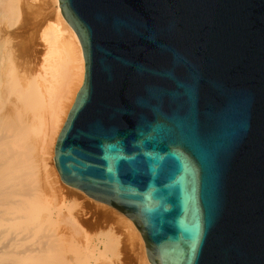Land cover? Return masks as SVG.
Wrapping results in <instances>:
<instances>
[{
  "label": "water",
  "instance_id": "water-1",
  "mask_svg": "<svg viewBox=\"0 0 264 264\" xmlns=\"http://www.w3.org/2000/svg\"><path fill=\"white\" fill-rule=\"evenodd\" d=\"M84 76L61 180L147 264H264V0H58Z\"/></svg>",
  "mask_w": 264,
  "mask_h": 264
},
{
  "label": "bare ground",
  "instance_id": "bare-ground-1",
  "mask_svg": "<svg viewBox=\"0 0 264 264\" xmlns=\"http://www.w3.org/2000/svg\"><path fill=\"white\" fill-rule=\"evenodd\" d=\"M17 3L20 4L17 0H0V264H98L103 254L116 251L117 239L110 231H101L102 249L96 244L87 254L86 236L77 242L70 234L58 233L53 213L59 209L58 204H65L55 201L48 205L45 194V198L39 194L41 181L35 179L39 170L48 173L51 148L54 150L58 133L83 82L82 48L61 13L59 1L52 0L51 19L45 18L35 32L42 48L34 58L36 62L28 69H18L4 22L18 18L21 11ZM52 156V168L57 170ZM118 215L131 229L129 239L139 264H147L139 230L132 220L120 212ZM73 229L78 235L79 227Z\"/></svg>",
  "mask_w": 264,
  "mask_h": 264
},
{
  "label": "rangeland",
  "instance_id": "rangeland-1",
  "mask_svg": "<svg viewBox=\"0 0 264 264\" xmlns=\"http://www.w3.org/2000/svg\"><path fill=\"white\" fill-rule=\"evenodd\" d=\"M17 2L20 3V4L17 3L19 6L18 7L19 12L21 11L20 13H18L20 16L17 15L18 18L16 17L17 19L12 20L13 22L9 19L8 21L6 20L4 22L7 23L6 27H7L8 34L11 40L10 43L12 45L11 47L13 50V56H14L15 63L18 69H24V68L28 69L34 65V63L36 62V59L34 58L36 55L37 56L39 55V52L42 49L41 43L39 39L37 38L36 33L40 25L46 20L45 18L51 19L50 18L51 12L49 11H52L51 10L52 0H30V1L29 0H21V1L17 0ZM44 15H46V17ZM41 19H42V22H41ZM33 29L34 30L36 29V30L34 31ZM13 31H15V33ZM27 40L29 42H27ZM35 51L36 52L38 51V53H36ZM51 154L54 155L53 147L51 148ZM50 157L47 160L49 164L47 168L48 173L45 170L44 171L39 170L38 173L36 174L35 179L38 178L39 179L38 181L39 182L41 181L39 183V186H40L39 194L40 195L42 194V196L45 194L44 196L47 197L46 199H49L47 201L48 205L55 204L54 203L55 201H56V204L59 202L65 204L64 206L58 204L59 209L57 210V212L54 211L53 213L54 218H55V224H56L55 227H56V230H58L57 232L58 233L63 232L68 235L70 234L71 238L73 240H77V242L79 241L81 242L83 240L82 238L86 236L87 239L85 238L84 240L88 242H86L85 246L86 245L87 246H86V249L84 250H86L87 254H90L91 249L96 244H98V246L102 249V245L100 244L102 233H104L105 231H110L111 234L114 235V237L117 239V249L114 252H109L110 254L106 252L105 254H103L102 257H100V260L98 259V262L96 263L98 264H139L138 256L136 252H134L135 249L133 250V245L132 243H130L131 241L129 239V236L132 235L131 229L125 221H122L123 219L118 215L119 212L118 211L116 212L115 209L108 207L107 205H104V204H100L99 206L97 203H95L93 199L87 197L83 192L78 191V190L76 191V189L73 190L72 187L66 184H63V182L60 180L58 176L57 170L54 167L52 168L51 161H53V156H52V159H50ZM45 173H47L49 176L47 178L48 181H46ZM46 183L49 184V187ZM70 204L71 206L68 207L67 205H70ZM94 204H95V207H94ZM60 214L64 218L68 217L67 220L64 219ZM57 218H58V221L61 220L62 222L61 221L58 222ZM78 227L80 229L79 231L81 232V233L77 232L79 236L76 235L75 232L73 231L74 230L73 228H78ZM129 233L131 235H129ZM78 237H79V240H78ZM135 244H137L136 241H135Z\"/></svg>",
  "mask_w": 264,
  "mask_h": 264
}]
</instances>
